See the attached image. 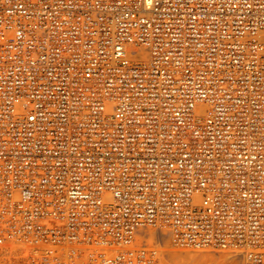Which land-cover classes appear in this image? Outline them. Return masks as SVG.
<instances>
[{
	"label": "built area",
	"instance_id": "1",
	"mask_svg": "<svg viewBox=\"0 0 264 264\" xmlns=\"http://www.w3.org/2000/svg\"><path fill=\"white\" fill-rule=\"evenodd\" d=\"M146 230L264 264V0H0V264Z\"/></svg>",
	"mask_w": 264,
	"mask_h": 264
},
{
	"label": "rangeland",
	"instance_id": "2",
	"mask_svg": "<svg viewBox=\"0 0 264 264\" xmlns=\"http://www.w3.org/2000/svg\"><path fill=\"white\" fill-rule=\"evenodd\" d=\"M155 233L157 235L156 241H153V242H149L148 241V244H146L147 242L145 244L148 245V246H150V247L152 246V247H155V248H158V246H159V248L157 250L159 251V263L162 262L161 264H169V263L170 264H182V263L183 264L184 263L185 264H194V263H196V264H202V263H204L205 264L206 262H207L206 264H218L219 262L220 263L222 262L221 264H244L243 259H241V257L237 256L236 254H233L232 255L231 253L229 254V253L220 252V251H206V252H201V253L200 252L195 253V252H193L191 250L176 249L173 246V244L171 242V239H170V237L168 235H165L164 237H162L160 232H155ZM165 240H168V241L166 242ZM151 243L153 245H151ZM160 247H162L164 249L162 250V248H160ZM173 247H174V249H173ZM168 248H169V250H167ZM188 251L189 252H192V253L191 254L190 253H187ZM173 252H175L174 253L175 255L173 254ZM169 253H172L170 255H174V256L171 257L170 260H169V257H170ZM188 255H190V256H188ZM229 255H232V257L229 256ZM176 256H178V257H176ZM188 257L189 258L191 257L192 259L191 258L189 259ZM173 258H174V260H173ZM204 259H205V261H204ZM162 260L165 261V262L163 263ZM213 260H214V262H212Z\"/></svg>",
	"mask_w": 264,
	"mask_h": 264
},
{
	"label": "bare ground",
	"instance_id": "3",
	"mask_svg": "<svg viewBox=\"0 0 264 264\" xmlns=\"http://www.w3.org/2000/svg\"><path fill=\"white\" fill-rule=\"evenodd\" d=\"M141 54H143V53H141ZM156 231H153V230H146V231H141V232H139L138 233V235H137V240L140 242V243H146V244H148V241L149 242H153V241H156V237H157V235H156V233H155ZM161 233V236L162 237H164L165 235H167L165 232H160ZM169 238V237H168ZM160 239V238H159ZM158 240V239H157ZM166 242L168 241V240H165ZM160 242V241H159ZM165 243V242H164ZM151 245H153L152 243H151ZM152 247V246H151ZM158 248H159V246H158ZM157 248V249H158ZM160 248H162V247H160ZM171 248V247H170ZM164 248H162V250H163ZM173 249H174V247H173ZM176 249H178V248H176ZM167 250H169V248L167 249ZM191 251H193V252H195V253H197V252H204V251H196V250H191ZM162 253V252H161ZM175 252H173V254H174ZM187 253H192V252H187ZM194 253V254H195ZM170 254H172V253H169V255ZM184 254V253H183ZM230 254V253H229ZM161 255V254H160ZM175 255V254H174ZM174 255H170V257H169V260L171 259V257L172 256H174ZM182 255V254H181ZM233 255V254H232ZM232 255H229V256H231L232 257ZM187 256V255H186ZM188 256H190V255H188ZM192 256V255H191ZM176 257H178V256H176ZM196 257V256H195ZM234 257V256H233ZM189 258V257H188ZM191 258V257H190ZM189 258V259H190ZM202 258V257H201ZM225 258V257H224ZM162 259V258H161ZM177 259V258H176ZM192 259V258H191ZM217 259V258H216ZM226 259V258H225ZM242 259V258H241ZM168 260V261H169ZM173 260H174V258H173ZM186 260V259H185ZM219 260V259H218ZM161 261V260H160ZM163 261V260H162ZM177 261V260H176ZM180 261V260H179ZM184 261V260H183ZM203 261V260H202ZM204 261H205V259H204ZM165 261H163V263H164ZM170 262V261H169ZM174 262V261H173ZM212 262H214V260L212 261ZM232 262V261H231ZM162 263V262H161ZM161 263H159V264H161ZM181 263V262H180ZM201 263V262H200ZM207 263V262H206ZM205 263V264H206ZM222 263V262H221ZM220 262L218 263V264H221ZM170 264V263H169ZM183 264V263H182ZM185 264V263H184ZM194 264H196V263H194ZM202 264H204V263H202Z\"/></svg>",
	"mask_w": 264,
	"mask_h": 264
}]
</instances>
